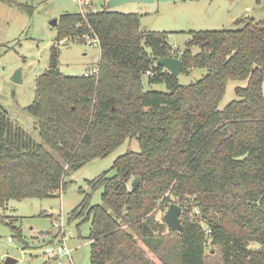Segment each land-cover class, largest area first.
Segmentation results:
<instances>
[{"label":"trees","instance_id":"trees-1","mask_svg":"<svg viewBox=\"0 0 264 264\" xmlns=\"http://www.w3.org/2000/svg\"><path fill=\"white\" fill-rule=\"evenodd\" d=\"M141 18L107 9L61 17L60 41L96 35L101 59L95 72L66 76L52 49L27 108L49 149L0 111V207L55 197L70 174L135 139L139 153L127 152L88 181L92 194L102 191V204L92 205L87 194L71 213L69 223L91 224L90 264L135 255L138 240L150 243L168 228L157 211L171 204L184 210L183 230L170 234L178 236L182 264H206L208 243L222 250L223 264H264V21L248 18L236 21L244 25L239 30L194 32L180 54L169 33L143 31ZM166 57L181 59L183 73L207 74L181 85L155 67ZM145 76L150 86L165 83L167 92L145 90ZM232 80L246 87L219 110ZM195 208L201 218L193 216Z\"/></svg>","mask_w":264,"mask_h":264},{"label":"rangeland","instance_id":"rangeland-1","mask_svg":"<svg viewBox=\"0 0 264 264\" xmlns=\"http://www.w3.org/2000/svg\"><path fill=\"white\" fill-rule=\"evenodd\" d=\"M29 7L22 11L0 0V111L7 113L15 128L25 131L37 144L49 149L39 136L36 119L27 112L35 101L36 81L50 66L52 49L58 51V68L66 76H83L95 72L101 59L100 47L66 38L63 44L59 39V28L53 27L54 20L66 14L101 12L105 9L124 14H139L145 32L169 33V43L180 54L191 41L194 32L239 30L244 25L236 21L255 19L264 21V0H155L152 4L128 2L109 7L111 0H93L83 9L74 0H9ZM150 54L151 50L146 48ZM194 49V54L199 53ZM159 66L155 63V67ZM20 73L21 83L13 81ZM207 74L206 69H193L178 77L181 85L197 83ZM149 76L144 77L145 90L167 92L165 83L148 84ZM246 82L229 81L226 93L219 105L224 110L238 100L237 88H245ZM141 151L137 140H127L105 159L95 160L70 174L65 182V190L58 191L55 197L45 200L30 199L22 202L10 200L0 207V264L13 258L18 264L50 263L44 250L51 243L61 242L62 229L55 224H63L69 237L65 245L73 249L76 264L91 263V224L81 223V219L69 223L71 213L91 194V204L101 205L102 191L92 194L88 181L110 171L114 162L127 152ZM114 172L111 173L113 175ZM169 208L158 209L157 218L164 220ZM181 215V222L183 218ZM193 216L201 218L200 209L193 210ZM192 215V214H191ZM168 227V226H167ZM15 229L22 231L16 236ZM168 228L159 232L150 243L138 240L135 255L117 258L110 264H182L176 255L177 235H170ZM13 241L10 242L9 240ZM161 240V242H158ZM179 253V252H178ZM206 264H223L222 250L208 243ZM66 264V262H65Z\"/></svg>","mask_w":264,"mask_h":264},{"label":"water","instance_id":"water-1","mask_svg":"<svg viewBox=\"0 0 264 264\" xmlns=\"http://www.w3.org/2000/svg\"><path fill=\"white\" fill-rule=\"evenodd\" d=\"M155 0H111L109 7H116L123 5L128 2L146 3L152 4ZM53 27H57L58 20H54L52 23ZM158 65L165 68L170 74L178 78L184 71L183 62L181 59L176 57H166L158 60ZM13 81L17 84L21 83L20 73L16 74ZM141 182V177L137 176L133 182V188L136 189ZM183 208L178 204H171L165 217L164 222L172 232L178 233L183 230L181 215ZM5 264H18V261L13 258L7 259Z\"/></svg>","mask_w":264,"mask_h":264},{"label":"built area","instance_id":"built-area-1","mask_svg":"<svg viewBox=\"0 0 264 264\" xmlns=\"http://www.w3.org/2000/svg\"><path fill=\"white\" fill-rule=\"evenodd\" d=\"M75 3H77L81 9H83V6H88L90 5L93 0H74ZM84 40H87L88 43L94 44L97 46H100V41L96 35H87L84 37ZM64 41L61 42L63 44ZM89 72L86 73V75ZM56 228H59V230L62 229V238L61 242L59 241L58 243H53L47 246V248L44 250V255L48 257L50 263L54 264H76L74 262V258L72 256L73 254V249L67 247L64 243L65 240H67L69 237L65 234L64 226L63 224H55ZM10 242L13 240L10 239Z\"/></svg>","mask_w":264,"mask_h":264}]
</instances>
